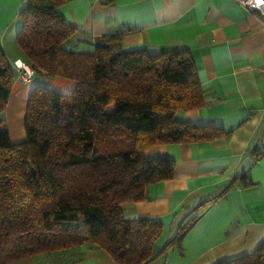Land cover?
Here are the masks:
<instances>
[{
    "label": "trees",
    "instance_id": "trees-1",
    "mask_svg": "<svg viewBox=\"0 0 264 264\" xmlns=\"http://www.w3.org/2000/svg\"><path fill=\"white\" fill-rule=\"evenodd\" d=\"M68 1L27 0L19 13L16 41L36 74L75 85L66 95L34 87L26 141L17 144L3 116L15 69L0 44V264L87 246L103 248L116 264H146L163 224L127 221L123 205L145 201L151 185L175 177L174 159H147L146 150L209 142L224 131L176 118L204 104L188 51L113 52L114 36L92 52L71 50L77 28L59 11ZM217 264H264V243Z\"/></svg>",
    "mask_w": 264,
    "mask_h": 264
},
{
    "label": "crops",
    "instance_id": "crops-1",
    "mask_svg": "<svg viewBox=\"0 0 264 264\" xmlns=\"http://www.w3.org/2000/svg\"><path fill=\"white\" fill-rule=\"evenodd\" d=\"M26 5L27 0H0V44L17 77L3 113L14 144L26 140L29 95L48 80L39 74L28 84L19 79L16 63L30 65L16 41ZM59 11L77 28L67 45L74 51L92 52L108 36L116 39L113 52L188 51L204 104L178 111L176 118L224 131L209 142L146 150L147 159L175 161L173 179L151 185L145 201L123 205L127 221L163 224L155 256L146 264H217L255 252L264 243V16L236 0H70ZM13 120L20 121L18 132ZM13 264L116 263L103 248L87 246Z\"/></svg>",
    "mask_w": 264,
    "mask_h": 264
},
{
    "label": "built area",
    "instance_id": "built-area-1",
    "mask_svg": "<svg viewBox=\"0 0 264 264\" xmlns=\"http://www.w3.org/2000/svg\"><path fill=\"white\" fill-rule=\"evenodd\" d=\"M239 5L244 7L248 12L257 15L258 17L264 16V0H236ZM16 68L19 72V79L22 83L28 84L36 76V70L26 63L17 64Z\"/></svg>",
    "mask_w": 264,
    "mask_h": 264
},
{
    "label": "rangeland",
    "instance_id": "rangeland-1",
    "mask_svg": "<svg viewBox=\"0 0 264 264\" xmlns=\"http://www.w3.org/2000/svg\"><path fill=\"white\" fill-rule=\"evenodd\" d=\"M74 85H75L74 82L72 80H69V79H65V78H49L41 86L47 87V88H49L51 90H54V91H56L58 93L66 95V94H71L72 93V91L74 89ZM19 122H20L19 120H15V121L13 120L12 128H13L14 132H18V129L21 127ZM24 133H25V128H24ZM39 256H41V255H39ZM33 257H38V256H33Z\"/></svg>",
    "mask_w": 264,
    "mask_h": 264
}]
</instances>
